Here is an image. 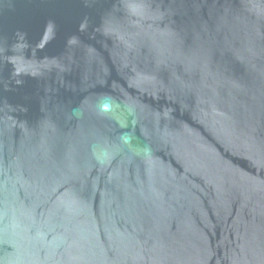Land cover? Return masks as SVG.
<instances>
[{
  "label": "water",
  "instance_id": "1",
  "mask_svg": "<svg viewBox=\"0 0 264 264\" xmlns=\"http://www.w3.org/2000/svg\"><path fill=\"white\" fill-rule=\"evenodd\" d=\"M0 264H264V0H0Z\"/></svg>",
  "mask_w": 264,
  "mask_h": 264
}]
</instances>
